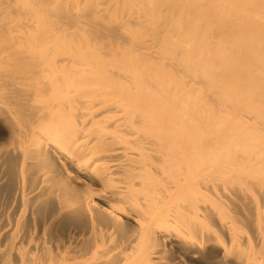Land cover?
I'll return each mask as SVG.
<instances>
[{
    "label": "bare ground",
    "instance_id": "obj_1",
    "mask_svg": "<svg viewBox=\"0 0 264 264\" xmlns=\"http://www.w3.org/2000/svg\"><path fill=\"white\" fill-rule=\"evenodd\" d=\"M0 264H264V0H0Z\"/></svg>",
    "mask_w": 264,
    "mask_h": 264
}]
</instances>
